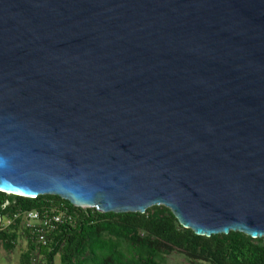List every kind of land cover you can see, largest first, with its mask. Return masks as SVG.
<instances>
[{"label": "water", "instance_id": "1", "mask_svg": "<svg viewBox=\"0 0 264 264\" xmlns=\"http://www.w3.org/2000/svg\"><path fill=\"white\" fill-rule=\"evenodd\" d=\"M0 192L264 237V0H0Z\"/></svg>", "mask_w": 264, "mask_h": 264}, {"label": "trees", "instance_id": "2", "mask_svg": "<svg viewBox=\"0 0 264 264\" xmlns=\"http://www.w3.org/2000/svg\"><path fill=\"white\" fill-rule=\"evenodd\" d=\"M44 196L23 198L0 192V204L9 200L23 209H33ZM87 214L83 222L63 228L48 248L41 249L42 264H53L58 253L62 264H158L161 251L174 249L209 264H264V237L252 239L240 232L198 236L182 228L164 206H152L143 214H103L95 209H88ZM137 233L143 236L137 237ZM2 238L8 239L3 245L13 249L14 236L2 233ZM32 249L29 243L21 256L23 264L28 263Z\"/></svg>", "mask_w": 264, "mask_h": 264}, {"label": "built area", "instance_id": "3", "mask_svg": "<svg viewBox=\"0 0 264 264\" xmlns=\"http://www.w3.org/2000/svg\"><path fill=\"white\" fill-rule=\"evenodd\" d=\"M87 210L69 206L66 200L51 195H45L42 203L33 209H23L5 200L0 204V245L8 241L2 238V233L14 238L22 234L33 246L28 264H42L44 256L41 249L48 248L63 228L75 227L83 222L88 215Z\"/></svg>", "mask_w": 264, "mask_h": 264}, {"label": "rangeland", "instance_id": "4", "mask_svg": "<svg viewBox=\"0 0 264 264\" xmlns=\"http://www.w3.org/2000/svg\"><path fill=\"white\" fill-rule=\"evenodd\" d=\"M137 237H142L143 233H137ZM28 239L22 234H17L14 238L13 249L5 248V245H0V264H19V259L28 250ZM124 253H126L125 245L121 246ZM158 264H209L202 260H193L185 253L177 249L166 251L163 250L159 253L156 259ZM22 263V262H20ZM23 264V263H22ZM53 264H62L60 262V254L58 253L53 261Z\"/></svg>", "mask_w": 264, "mask_h": 264}, {"label": "crops", "instance_id": "5", "mask_svg": "<svg viewBox=\"0 0 264 264\" xmlns=\"http://www.w3.org/2000/svg\"><path fill=\"white\" fill-rule=\"evenodd\" d=\"M5 248H6V246H5ZM0 253H1V251H0ZM22 256V255H21ZM21 256H20V258H18L19 259V264H22V263H20V262H22V259H21ZM28 264V263H27Z\"/></svg>", "mask_w": 264, "mask_h": 264}]
</instances>
